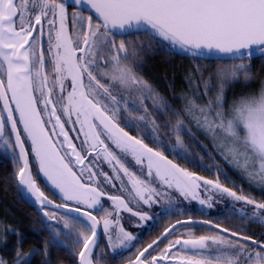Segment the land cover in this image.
<instances>
[{
  "label": "snow or ice",
  "instance_id": "1",
  "mask_svg": "<svg viewBox=\"0 0 264 264\" xmlns=\"http://www.w3.org/2000/svg\"><path fill=\"white\" fill-rule=\"evenodd\" d=\"M0 157V264H264V0H0Z\"/></svg>",
  "mask_w": 264,
  "mask_h": 264
},
{
  "label": "trees",
  "instance_id": "2",
  "mask_svg": "<svg viewBox=\"0 0 264 264\" xmlns=\"http://www.w3.org/2000/svg\"><path fill=\"white\" fill-rule=\"evenodd\" d=\"M188 61L182 60L176 56H167L164 53H157L148 61L146 71L157 79H163L167 76L171 81L175 78L176 88L179 90L184 87L183 73L188 65ZM256 70L260 69V62H255ZM8 171H11V165H7ZM6 174L5 165L0 157V177ZM7 219L18 224L22 230L30 231L33 221L36 220L34 207L18 199L17 191L13 185H5L0 179V218Z\"/></svg>",
  "mask_w": 264,
  "mask_h": 264
},
{
  "label": "flooded vegetation",
  "instance_id": "3",
  "mask_svg": "<svg viewBox=\"0 0 264 264\" xmlns=\"http://www.w3.org/2000/svg\"><path fill=\"white\" fill-rule=\"evenodd\" d=\"M222 206H223L222 204L217 205L218 208L219 207H222ZM195 208H197V207H195ZM132 230L135 231V232H140L141 231L140 229H132ZM145 239H148V236L147 235H145Z\"/></svg>",
  "mask_w": 264,
  "mask_h": 264
},
{
  "label": "rangeland",
  "instance_id": "4",
  "mask_svg": "<svg viewBox=\"0 0 264 264\" xmlns=\"http://www.w3.org/2000/svg\"><path fill=\"white\" fill-rule=\"evenodd\" d=\"M195 207H197V208H198L199 206L194 204V205H193V208H195Z\"/></svg>",
  "mask_w": 264,
  "mask_h": 264
},
{
  "label": "water",
  "instance_id": "5",
  "mask_svg": "<svg viewBox=\"0 0 264 264\" xmlns=\"http://www.w3.org/2000/svg\"><path fill=\"white\" fill-rule=\"evenodd\" d=\"M32 206V205H31Z\"/></svg>",
  "mask_w": 264,
  "mask_h": 264
}]
</instances>
